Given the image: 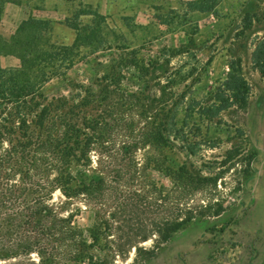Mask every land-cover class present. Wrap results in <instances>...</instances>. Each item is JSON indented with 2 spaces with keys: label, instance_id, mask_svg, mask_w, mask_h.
Returning a JSON list of instances; mask_svg holds the SVG:
<instances>
[{
  "label": "trees",
  "instance_id": "1",
  "mask_svg": "<svg viewBox=\"0 0 264 264\" xmlns=\"http://www.w3.org/2000/svg\"><path fill=\"white\" fill-rule=\"evenodd\" d=\"M51 32L50 20L29 16L9 41L0 37V56L20 60L0 63V264H144L180 229L220 216L224 191H240L251 174L255 149L222 117L249 104L243 58L232 54L206 91L184 82L196 66L170 72L158 95L132 89L121 58L92 83L70 80L69 93L48 96L44 85L66 77L78 51L50 42ZM249 63L264 77V36ZM83 210L85 228L74 224Z\"/></svg>",
  "mask_w": 264,
  "mask_h": 264
},
{
  "label": "rangeland",
  "instance_id": "2",
  "mask_svg": "<svg viewBox=\"0 0 264 264\" xmlns=\"http://www.w3.org/2000/svg\"><path fill=\"white\" fill-rule=\"evenodd\" d=\"M13 1L22 5L21 13H2L1 38L9 41L20 22L33 16L51 21L50 42L77 46L76 61L66 77L55 76L44 85L48 96L69 93L70 80L92 83L108 64L121 58L129 62L125 74L132 89L148 88L151 95H158L170 72L196 66L184 82L206 91L225 77L232 54L242 56L252 86L249 104L244 111L227 110L222 117L243 128L255 149L251 174L243 180L240 191H224L227 207L220 216L180 229L144 264H264V77L249 63L253 42L264 36V0ZM246 15L252 19L250 25L243 21ZM78 33L83 35L78 38ZM135 62L149 73H139ZM0 63L15 67L20 60L2 54ZM182 88L180 79L174 89ZM210 133L216 134L213 129ZM226 146L224 143L222 149L207 154ZM82 170L72 168L76 176ZM90 223L86 210L74 219L79 227ZM221 225L223 231H219Z\"/></svg>",
  "mask_w": 264,
  "mask_h": 264
},
{
  "label": "crops",
  "instance_id": "3",
  "mask_svg": "<svg viewBox=\"0 0 264 264\" xmlns=\"http://www.w3.org/2000/svg\"><path fill=\"white\" fill-rule=\"evenodd\" d=\"M21 7L22 5H17L14 2H6L4 5V12L3 14L5 15L6 12L9 10V12H12L11 15L14 13H21ZM23 14V13H22Z\"/></svg>",
  "mask_w": 264,
  "mask_h": 264
}]
</instances>
